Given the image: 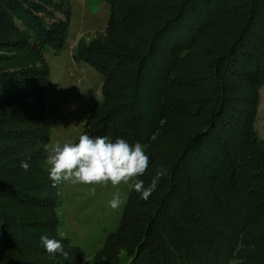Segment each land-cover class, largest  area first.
Segmentation results:
<instances>
[{
	"label": "trees",
	"instance_id": "obj_1",
	"mask_svg": "<svg viewBox=\"0 0 264 264\" xmlns=\"http://www.w3.org/2000/svg\"><path fill=\"white\" fill-rule=\"evenodd\" d=\"M105 1L109 4V16L105 31L98 39L100 42L94 40L77 45L78 57L103 76L102 98L92 110L95 121L91 124V115L88 116L87 128L82 134L103 136L109 124L112 128L117 126L121 129L122 139L131 140L132 145L139 142L143 146L146 130L156 127L165 111L160 108L148 126L144 125L146 120L142 119V113L136 107L142 81L148 77L147 74L167 77L170 68L189 49L198 46L201 37L210 28L214 32L215 28L224 25L223 33L219 34L220 28L215 34L217 42L213 48L205 47L214 55L208 60L212 61L214 70L206 69L209 72L204 75L207 82L202 85H207L203 93L208 98L199 105L208 111L202 123L186 139L183 157L198 166L203 180L215 175L225 177L224 205L230 220H239V215L243 217L247 213L244 208L248 204H242L241 198L247 196L257 204H264V139L258 137L253 127L257 87L264 81V2ZM48 3L51 0L36 3L30 0H0V102L9 101L12 105L0 115V264H22L10 251L12 245L8 236L11 229L21 238L32 234L39 239L44 235L42 229L35 232L27 227L26 220L15 213L16 206L31 209L54 203L58 208L60 203L58 198L52 202L49 195L39 194L46 180L36 178L38 176L32 173L33 168L36 169L37 165L42 167L47 160L45 146L50 138V127L45 117L49 68L43 50L46 46L53 47L56 52L62 48L70 15L68 0L63 9V0L57 4L58 9L63 10L64 18L45 11L44 6ZM141 23L145 30L136 34ZM226 73L230 74V83L223 80ZM237 78L242 81V89ZM176 100L173 98L171 104H177ZM170 102L167 95L159 96L160 106ZM210 102L214 105L209 109ZM187 109L188 106L184 111L189 112ZM194 111L192 115L198 118L200 108L196 107ZM229 135L230 141L227 138ZM229 146L230 165H227ZM234 147L238 150L237 154L242 153L239 160L231 159ZM244 151L251 174L237 169L241 159L246 160ZM21 161L29 164L28 171L21 168ZM180 161H177L179 164H169V167H176L171 170L174 196L178 195L183 179L187 180H184L185 185L190 182L189 177L180 178L185 176L184 167L187 166ZM154 195L145 204L148 208L153 207L154 200L159 199L164 204L163 209L157 208L151 214L148 209V213L141 214L137 225L142 227L139 233L147 239L134 243L132 248H135L136 254H133L131 263H128L130 258H122L118 264H190V260L195 258L197 264L226 262L227 254L223 250L218 252V246L209 240L217 234L209 230L211 236L205 235L202 242L197 238V233L206 230L207 226L205 228L206 215L194 204V199L186 195L188 203L190 200L194 207L183 210L185 217L182 215L179 219L176 213L165 211L170 205L171 198H166L168 194ZM31 240L34 245L39 243L33 236L28 239ZM24 243L29 245L30 242ZM138 246L141 247L139 250ZM130 251L123 256L127 257ZM62 257H65L64 254H61Z\"/></svg>",
	"mask_w": 264,
	"mask_h": 264
},
{
	"label": "rangeland",
	"instance_id": "obj_2",
	"mask_svg": "<svg viewBox=\"0 0 264 264\" xmlns=\"http://www.w3.org/2000/svg\"><path fill=\"white\" fill-rule=\"evenodd\" d=\"M30 1L36 3L40 0ZM59 1L51 0V3L45 4L44 8L47 12H54L56 17L64 18L62 9L66 7V0H63L62 9L57 7ZM68 2L69 23L62 48L56 52L53 47L46 46L43 50L49 68V85L45 94V117L50 127L48 149L56 142L61 144L68 140L76 142L79 135L87 128L88 116L91 115L90 122L94 123L92 110L99 105L102 98L103 76L92 65L78 57L77 45L94 40L100 42L98 39L107 25L109 4L105 0H68ZM142 24L136 34L142 33L144 29ZM220 28L219 34H221L222 29L225 28L224 25L215 28L214 32L210 28V31L201 37L198 46L189 49L184 57L170 68L169 73L167 72L168 78L164 75L151 77L147 74L148 77L142 81L136 107L142 113V119L146 120L144 125L148 126L152 116L158 113L160 108L165 113L156 127L148 128L143 136L142 147L149 157V165L145 174L138 179H143L147 187L157 170H162L163 175L152 194H155L154 196L168 194L166 198L167 196L168 199L171 198L170 205L169 210L165 211L170 214L176 213L179 219L182 215L185 217L183 210L190 206L194 207L190 200L188 203L186 195L194 199V204L198 205L206 215L205 228L207 226L206 230L202 229L203 233H197V238L202 242L205 235L211 234L209 233L211 230L212 233L217 234L209 240L218 246L220 249L218 252L223 250L227 254L228 259H225L224 264H264V204H257L247 196L241 198L242 204L243 202L248 204L247 207H243L247 213L243 217H241L242 214L239 215V220H230L224 205L225 177L215 175L203 180L204 177L200 175L198 166H194L189 158L186 160L183 154L186 139L192 135L196 126L202 123V118L208 111L199 105L208 98L207 94L203 93L207 85H202L207 82L204 75L209 72L206 69L214 70L212 61H208L209 58H214V55H211L205 47L213 48L217 42L215 34ZM216 70L217 68L215 72ZM223 78L225 82L230 83V74L226 73ZM239 84L242 89V81ZM161 94L167 95L168 102L173 98L177 99V104L170 102L164 107L160 106ZM186 105L189 112L184 111ZM208 105L210 109L214 103L210 102ZM11 107L9 101L0 102V115L5 114ZM196 107L201 111L198 118L192 115ZM111 126L107 124L103 136L115 142L116 139L122 138V132L119 127ZM253 127L258 137L264 139V81L257 87ZM227 138L230 141V135ZM127 142L130 145L133 144L131 140ZM236 151H238L236 147L231 151L232 160L242 158V153L239 155ZM243 153L246 156V151ZM226 158V164L230 165V146ZM179 160L181 164L188 166L184 167L185 176L181 175L184 177L180 178L189 177L190 182L185 185V179H183L179 184L178 195L174 196L171 189L173 180L171 170L176 167H169V164H175ZM248 161L247 156L245 161L241 159L237 169L251 174L252 170L248 167ZM48 168L46 160L42 163V167L37 165L36 169L33 168L32 173L38 176L36 178L46 180L39 194L49 195L52 202L58 198L60 200L58 208H55L54 203L31 209L18 205L15 213L26 220L28 228L35 232L42 229L47 237L60 240L66 255L62 259L60 253L50 254L37 236L27 234L30 237L21 238L16 235L14 229H11L8 242L12 245L10 251H13L17 260L22 264H118L122 258L124 260L130 258L128 263H131L133 254H136L135 248L132 247L147 239L139 233L142 227L137 225L142 218L141 214L148 213L146 211L148 209L150 214L157 208L163 209L164 204L161 200L155 198L153 207L148 208L145 204L146 200L141 199L140 194L134 190L129 191L128 186L123 183L117 187L111 184L93 186L71 182H62L53 186ZM92 187L96 189L95 195L90 194ZM116 193L127 194V202L121 208L113 210L109 206V201ZM166 232L170 237V233ZM174 235L177 237L176 233ZM31 236L39 243L34 245L31 243L32 240L28 241ZM176 239L178 242L179 239ZM24 242L30 243L28 245ZM203 242L207 241L203 240ZM130 243L133 244L131 247H129ZM140 248L138 246V250ZM127 251H130V254L124 257L123 254ZM197 263L196 258L190 260V264Z\"/></svg>",
	"mask_w": 264,
	"mask_h": 264
},
{
	"label": "clouds",
	"instance_id": "obj_3",
	"mask_svg": "<svg viewBox=\"0 0 264 264\" xmlns=\"http://www.w3.org/2000/svg\"><path fill=\"white\" fill-rule=\"evenodd\" d=\"M45 150L48 152V172L53 186L71 182L93 186L111 184L117 187L123 183L129 191L134 190L140 194L141 199L148 200L163 175L162 170H157L146 187L145 181L138 177L147 171L149 157L139 142L130 145L122 138L111 142L106 136L91 137L85 133L79 135L77 142H56L50 149L45 146ZM20 166L25 171L29 169L26 161H21ZM95 192V187L90 188V194L95 195ZM126 202L127 194L116 193L109 201V206L116 210ZM40 239L48 253L66 255L60 240L46 235H41Z\"/></svg>",
	"mask_w": 264,
	"mask_h": 264
}]
</instances>
